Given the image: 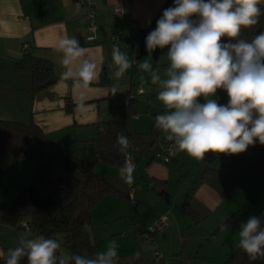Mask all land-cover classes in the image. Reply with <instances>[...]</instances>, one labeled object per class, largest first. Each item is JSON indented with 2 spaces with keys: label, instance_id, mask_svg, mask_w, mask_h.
I'll use <instances>...</instances> for the list:
<instances>
[{
  "label": "crops",
  "instance_id": "1",
  "mask_svg": "<svg viewBox=\"0 0 264 264\" xmlns=\"http://www.w3.org/2000/svg\"><path fill=\"white\" fill-rule=\"evenodd\" d=\"M91 1L93 3L92 21L96 26L94 31L89 30L92 22L86 16L87 5L84 0H0V60L7 64L5 68L0 65L2 70L0 76V118L22 123L32 120L48 139L65 149H72L76 144L81 146L83 141L91 140L95 136L96 124L108 117L105 98L109 92L113 91V88L116 91L125 90L129 88L130 84H133V89L144 90L141 85H136L133 81L128 85L127 71L119 79L114 77V64L112 61L114 42L111 37L113 29L124 31L120 44L131 48L134 35L128 32L130 22L137 23L140 29H145L151 25L160 12L152 23V31L156 28L157 20L161 18L163 11L174 6V0ZM261 4H264V0H261ZM117 5H122L125 9L121 19L113 15L114 8ZM192 19L196 20L198 17ZM63 36L77 38L81 46L87 50V57L98 62V78L86 90H75L72 87L71 80L64 81L62 79V72L65 70L61 64L63 54L56 50V46ZM23 43L28 45V50L34 55L52 61L56 71H61L55 83L39 91L33 97L30 92V74L28 72H17L13 68V62L22 57ZM146 52L145 47L144 55ZM162 53L163 50L159 48L158 58L161 57ZM159 64L162 63L157 60L156 67ZM74 67L75 65H73ZM66 99H69L73 104L71 111L66 110ZM81 99H83L84 107L78 108L77 105ZM151 121L150 118L136 116L135 120L132 121V128L135 131H146L149 129ZM164 135L166 134L164 133ZM163 153L164 151L161 154L158 150L155 158L151 160H149L150 155L137 156L134 161L135 169L142 168V171L140 170L142 180L150 181L154 177L166 180L167 186L170 184L171 165L174 157L164 163L161 159ZM99 174L102 177L107 174V177H104L105 179L127 193L128 186L119 176L118 168L105 167L103 173ZM249 177H252L254 183L261 182L257 176ZM29 181V176L28 178L26 176L22 185H18V181L13 182L14 192L12 193L17 194L20 192L29 185L27 183ZM244 181L245 177L242 183ZM19 188L22 189L19 190ZM140 200L136 199V205ZM262 202H264V192L254 198L248 213L247 211L243 212L242 207L234 209L230 205L226 208L224 207L225 199L213 187L204 182L197 183L190 199L191 208L200 217L196 222V226L194 225L199 227L200 230L195 234L192 226L193 222H190L189 217L182 213L174 214L171 218H168L162 212L155 214L150 221H148V218H144V221L140 218L138 221L141 223L136 225L134 221L133 224L130 223L129 225V223L123 222L129 210L127 202L118 197L107 195L92 208L95 253L100 251L98 247L101 240L107 237H124L117 242L118 256L142 253L150 259L147 256L149 247L141 243L139 240L141 236L136 235L134 226L136 231L139 232L141 227L153 226L163 216H166L165 224L157 234L158 245L154 243L153 247L158 251L159 258L164 259L166 254L179 253V257L176 258L179 259L181 264L193 262V248L197 247V242L194 243V241L202 240L203 236L207 240L211 234L214 235L215 232L222 229L216 231L219 225L229 219L227 226L230 228L225 227L228 232H220L221 234H219L221 235V241L218 242L217 253H220V258H223V256L237 249V246H239V226L261 206ZM136 211L138 213V210ZM139 217H141L140 214ZM187 219H189V222H187ZM99 225L102 228L101 232H99ZM127 233H130L129 237H126ZM27 235L28 232L23 226L15 231L13 227L0 225V264H4V261H6L8 250L18 246L16 244L20 238ZM100 235L101 239H99ZM35 237L38 236L28 238ZM152 237L154 240V235ZM165 237L170 238L167 243L163 240ZM200 246H202V243H200ZM196 252L198 254V250ZM59 254L71 255L72 252L61 244V248L58 250ZM204 260L208 263L211 262V264H223L225 259H218L216 262L206 258ZM21 264H27L26 257L22 258Z\"/></svg>",
  "mask_w": 264,
  "mask_h": 264
},
{
  "label": "clouds",
  "instance_id": "2",
  "mask_svg": "<svg viewBox=\"0 0 264 264\" xmlns=\"http://www.w3.org/2000/svg\"><path fill=\"white\" fill-rule=\"evenodd\" d=\"M260 3L261 0H174V6L163 11L156 28L146 37L149 57L138 67L149 74L151 84L159 87L158 99L166 109L154 117L155 127L178 151L196 160H204L209 152L235 155L256 141L264 144V32L251 41L240 38L242 29L259 23ZM166 47L169 65L162 77L153 69L151 53ZM56 50L63 54L62 79L71 80L73 89L86 90L97 80L98 62L87 57V50L77 38L61 37ZM112 61L117 79L132 67L116 45ZM140 79L146 82L143 75ZM220 89L228 95L226 105L210 98ZM200 97L206 102L200 103ZM77 107H84L83 99ZM117 144L126 157L119 176L131 185L135 166L127 152L130 141L118 133ZM261 225L260 218L251 216L238 233L239 247L250 262L264 258ZM60 248L53 238L22 236L18 246L8 250L4 264H21L25 257L27 264H116L118 260L114 239L92 256L58 255Z\"/></svg>",
  "mask_w": 264,
  "mask_h": 264
},
{
  "label": "trees",
  "instance_id": "3",
  "mask_svg": "<svg viewBox=\"0 0 264 264\" xmlns=\"http://www.w3.org/2000/svg\"><path fill=\"white\" fill-rule=\"evenodd\" d=\"M259 7L262 10L259 23L242 29L240 38L251 41L264 32V4L260 3ZM159 14L160 12L156 18ZM152 23L145 29L138 28L130 32L134 35L133 42L139 43L140 57L144 55L146 37L151 32ZM223 39L227 41L226 37ZM24 45H26L25 49H23ZM157 55L158 52L155 60ZM13 68L17 72L30 74L32 97L55 83L61 73L56 71L52 61L30 52L26 43L22 44V57L13 62ZM1 73L0 67V76ZM137 95L138 90L133 89V84L125 90L109 92L105 98L107 119L96 124V133L91 140L83 141L81 146L76 144L72 149H65L48 139L32 120L22 123L0 118V150L8 152L21 161L25 157V149L31 140H35L43 147L32 182L18 192L10 203L0 204V225H8L15 231H18L21 226L25 229L28 227L27 238L43 235L46 238L57 239L59 235L61 244L72 254L92 256L95 253V240L91 234L92 208L107 195L118 197L126 202L132 200L128 191L127 193L122 191L95 170L99 162L118 168L124 164L126 157L119 151L117 134L123 133L128 137L131 146L127 152L133 161L135 156L150 155L149 160L154 159L159 149L165 152L167 148L164 133L155 127L154 117L159 113H154L148 130H133L132 119L138 113ZM216 101L218 104L226 105L223 98ZM72 105L69 99H66L67 111L72 110ZM172 145L175 148L173 142ZM214 154L209 152L205 154V157H212ZM247 171L264 179V146H255L252 149ZM242 181V175L206 166L199 171L194 183H207L226 199ZM149 185L156 195L167 203L170 202L171 195L167 191L166 180L153 177ZM193 190L194 187L183 195L180 211L198 222L200 217L190 206ZM132 201L136 206L135 195ZM251 216L260 218L261 226L264 228V204ZM248 219L242 224H246ZM228 223L229 219L219 225L216 231ZM241 225L238 228L239 231ZM143 228L146 226L139 229V234ZM18 244L19 242L16 245ZM116 264H154V259L150 260L142 253L139 255L132 253L118 256ZM223 264H264V258L250 262L247 254L238 246L235 251L227 255Z\"/></svg>",
  "mask_w": 264,
  "mask_h": 264
},
{
  "label": "rangeland",
  "instance_id": "4",
  "mask_svg": "<svg viewBox=\"0 0 264 264\" xmlns=\"http://www.w3.org/2000/svg\"><path fill=\"white\" fill-rule=\"evenodd\" d=\"M114 45L120 48L122 44L119 45L114 44ZM158 49L159 48H157L155 51L151 53V62L153 65V69L158 71L163 77L165 70L169 65V61L167 58L168 49L163 48L162 49L163 53L161 57L158 58L159 55H157L155 60V56L157 52L159 53ZM120 50L127 55L129 61L132 64V67H130L127 70L128 85L129 83H132L131 81H133L136 85H141L144 88V90L142 91L138 90V95H137L138 113L133 117L132 121L135 120L136 116L138 117L141 116L143 118H150L152 120V117H154V113L163 114L166 111V109L165 106L162 104V102H160L158 99V93L160 91L159 87L151 84V79L149 74L141 72V70L138 67V64L141 61L149 57L148 51L146 52L145 55L140 57V60L137 64H134L132 49L128 47H124L122 49L120 48ZM157 60L159 61V63L162 64H159V66L156 67ZM0 65L3 68L7 66L6 62H4L3 60H0ZM142 75L145 77L146 82L141 81L140 77ZM210 98L215 100L223 98L226 104L228 103V99H229L227 93L223 89L218 90L215 96ZM199 102L205 103L206 101L203 97H200ZM255 146H264V144H260L259 141H256V143L250 145L248 149L243 153H239L235 155L215 153L212 157H208V158L205 157L204 160H196L190 157L189 155H187L185 152L178 151L176 148H174L173 153L169 154L168 157L169 159L174 157L173 164L171 165L170 184L167 186V191L171 195L170 203H167L165 200L161 199L158 195H156V193L152 190L151 186L149 185V181L142 180V178H140V170L142 171V168L135 169L133 173L134 176L133 184L135 183L134 185L137 188L135 197L136 199L138 198L139 200L140 199L141 200L136 206H134V202L132 200L127 202V206L129 210L127 212V216L123 219V222H127L130 225V223L133 224V222L135 221L137 225L138 223H141L138 221L140 218L142 221H144V218L145 219L148 218V221H150L155 214H160L162 212H164L168 216V218H171L174 214H181L180 205L182 202L183 195L186 192L191 191V189L195 186L194 183L195 178L197 177L199 171L205 168L206 166L216 167L219 169L226 170L230 173L242 175L243 178L245 177L244 183H242L243 182L242 181L240 185L237 186L232 191L230 197L225 199L224 207L228 208V206L230 205L234 209L236 208L238 209L239 207H242L243 212L247 211L248 213L249 212L248 210H250V204L254 200V198H257L258 195L261 194V192H264V179L247 171V163L249 160V156L252 152V149ZM42 151H43V147L41 146L40 143L36 142L35 140H31L28 143L24 152L25 157L21 161H18L17 158L13 157L8 152L0 150V204L10 203L15 198L16 194L12 193L14 192L13 182L18 181L19 182L18 185H22L24 184L23 182L26 179V176L27 178L29 176L30 179V181L27 183L30 184L32 182L35 167L39 155ZM162 152L163 149L162 150L159 149V153L162 154ZM135 159H137V156H135ZM161 159L163 160V156ZM105 167L109 168L108 165L99 162L96 165L95 170L98 173H103ZM114 168H118V167H114ZM249 176L259 177L261 182L254 183V180L251 179L252 177ZM104 177H107V174H104ZM21 189L19 188V190ZM262 204H264V202H262ZM136 210H138V213L141 215V217H139V214L137 213ZM189 219H187V222H189L188 221ZM190 220H191L190 222H193L192 226L196 234L200 229L199 227H195L196 222L194 220L192 219ZM98 228H99V232H101L102 231L101 225H99ZM159 231L160 230H154L153 232L155 233H152V235H154L153 244L155 243L156 245H158L157 234H159ZM236 231L237 229L235 230V234ZM134 232H136V235L140 237V234L138 231H136L135 226H134ZM220 232L226 233L228 231L224 227L220 231L215 232L214 235L211 234V236H209L207 240H205V236H203L202 240H198V241L195 240L194 243L197 242L196 244L197 247L193 248L194 249L192 252L193 262L184 263V264H211V262L209 263L206 262L204 258L214 262H216L218 259H225L227 255L223 256V258H220L221 257L220 253L219 254L217 253L218 242L221 241V235H219L221 234ZM91 234L93 236L92 228H91ZM129 236L130 233H127L126 237ZM123 238L107 237L106 239L100 241V246L98 248H100L99 250L102 251L106 248L109 241L114 239L116 240V242H119ZM99 239H101V235ZM169 239L170 238L167 239V237L163 238L164 242L166 243ZM56 240H58V242L61 244V239L59 235ZM139 240L141 241L142 244H145L146 246L149 247V252L147 256L150 259H154L155 252L153 245L149 243L147 240L143 239L142 237H140ZM200 243H202V246H200ZM95 250H96V246H95ZM197 250H198V254L196 252ZM176 257H179V253L169 254V255L166 254L164 256L165 260L163 258H160V262L161 264L164 263L168 264V261L170 262L169 264H181L179 259H177Z\"/></svg>",
  "mask_w": 264,
  "mask_h": 264
},
{
  "label": "built area",
  "instance_id": "5",
  "mask_svg": "<svg viewBox=\"0 0 264 264\" xmlns=\"http://www.w3.org/2000/svg\"><path fill=\"white\" fill-rule=\"evenodd\" d=\"M84 1L87 5L86 16L92 22L91 25L89 26V30L94 31L96 29V26L93 24V21H92L93 3L91 0H84ZM124 13H125L124 6H122V5L115 6V8H114V16L115 17L121 19L123 17ZM136 29H138V24L135 22H130L128 32L134 31ZM123 34H124V31H122L120 29H113L111 37H112V41L114 42V44H118V45L120 44V39H121ZM123 47L124 46L121 45L120 48L122 49ZM25 48H26V45L23 46V49H25ZM131 49L133 51V63L137 64L139 62V58H140V48H139L138 41L133 42ZM140 91H142V89H140ZM164 141L167 144V148L165 149V152L163 153V161L167 162L169 159L168 158L169 154L173 153V151H174V147L172 145V141H169L166 139V135L164 136ZM132 163L134 164V166L136 168L135 162L133 160H132ZM127 186H128V194H129L130 198L132 200H134V195L136 193V186L134 184H131V185L127 184ZM165 221H166V217L163 216L153 226H149V227L141 229L140 230V236L143 239L147 240L149 243H151L154 247L152 233L154 230H159L160 228H162V226L165 224ZM26 229L28 230V227H26ZM154 252H155L154 264H161L160 258H159V253L156 250V248H154Z\"/></svg>",
  "mask_w": 264,
  "mask_h": 264
}]
</instances>
